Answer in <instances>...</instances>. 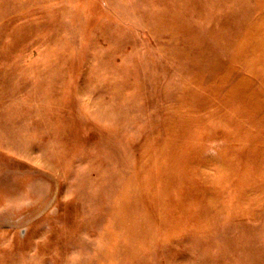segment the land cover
<instances>
[{
	"label": "rangeland",
	"instance_id": "obj_1",
	"mask_svg": "<svg viewBox=\"0 0 264 264\" xmlns=\"http://www.w3.org/2000/svg\"><path fill=\"white\" fill-rule=\"evenodd\" d=\"M0 264H264V0H0Z\"/></svg>",
	"mask_w": 264,
	"mask_h": 264
}]
</instances>
